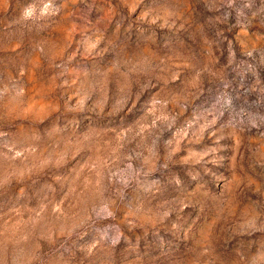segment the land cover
Masks as SVG:
<instances>
[{
  "label": "rangeland",
  "instance_id": "rangeland-1",
  "mask_svg": "<svg viewBox=\"0 0 264 264\" xmlns=\"http://www.w3.org/2000/svg\"><path fill=\"white\" fill-rule=\"evenodd\" d=\"M0 264H264V0H0Z\"/></svg>",
  "mask_w": 264,
  "mask_h": 264
}]
</instances>
